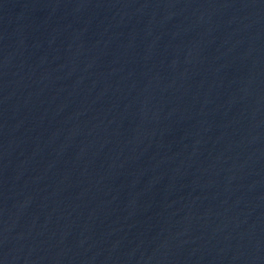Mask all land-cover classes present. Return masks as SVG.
Here are the masks:
<instances>
[{
	"label": "water",
	"instance_id": "obj_1",
	"mask_svg": "<svg viewBox=\"0 0 264 264\" xmlns=\"http://www.w3.org/2000/svg\"><path fill=\"white\" fill-rule=\"evenodd\" d=\"M0 264H264V0H0Z\"/></svg>",
	"mask_w": 264,
	"mask_h": 264
}]
</instances>
